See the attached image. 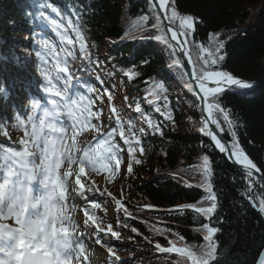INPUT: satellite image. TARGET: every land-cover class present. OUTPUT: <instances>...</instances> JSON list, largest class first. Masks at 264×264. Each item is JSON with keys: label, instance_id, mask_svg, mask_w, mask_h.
<instances>
[{"label": "trees", "instance_id": "trees-1", "mask_svg": "<svg viewBox=\"0 0 264 264\" xmlns=\"http://www.w3.org/2000/svg\"><path fill=\"white\" fill-rule=\"evenodd\" d=\"M4 2L0 5V9L4 7L0 10V51L27 64L33 56L35 11H51L63 26L72 25L73 34L67 36L61 50L78 72L71 78L90 97L96 135L102 139L117 127L115 109L125 134L130 135L127 130L131 125L141 140L135 151L140 163H136L129 161L119 130L110 138L119 145L122 157L118 168H110L106 176L113 196L103 194L84 207L107 229L99 233L102 246L111 252L107 264H191L176 251L161 252L157 244L212 251L209 264H254L264 246V212L256 210L247 198L252 197L259 209L263 201L247 176L199 131L200 106L189 91L187 72L181 64L170 67L177 56L172 55V48L154 39L165 33L151 0ZM173 9L178 18L171 24L179 31V17H193L192 35L183 37L196 71L205 67L203 57L209 51L215 53L223 42L219 54L224 60L210 70L255 82L247 88H226L220 103L229 114L240 147L264 175V0H170L166 15L171 16ZM22 36L29 39L26 46ZM0 64L10 65L3 59ZM128 70L136 73L131 79L125 74ZM159 84L164 85L162 90L154 87ZM176 85L186 94L181 95ZM0 86L2 97L5 85L1 78ZM155 106L161 112H156ZM145 117L161 131L150 128ZM217 119L231 145L228 122L223 114L218 113ZM205 155L217 196V208L211 216L191 207L208 208L212 203L202 187ZM205 224L217 229L210 241L204 239L208 235Z\"/></svg>", "mask_w": 264, "mask_h": 264}, {"label": "snow or ice", "instance_id": "snow-or-ice-1", "mask_svg": "<svg viewBox=\"0 0 264 264\" xmlns=\"http://www.w3.org/2000/svg\"><path fill=\"white\" fill-rule=\"evenodd\" d=\"M153 3L156 0H152ZM159 11L165 13L169 10L170 0H158ZM55 11V8L52 9ZM178 18V13L173 9L171 11V16L165 15L164 19H168L171 25ZM180 31L175 30L171 26H165V34H157L154 39L159 41L161 44L167 45L172 48V55H180L184 53L185 55H191L185 49L181 48L184 41H178L179 36L188 37L192 35L193 30V17L183 16L179 17ZM72 25L69 23V27ZM171 33L170 38L167 37V33ZM77 39H80V33L77 32ZM67 40V37H64ZM172 41H178L177 44H172ZM72 43L71 40L68 41ZM43 47L51 55L55 50L52 45L45 40L43 42ZM81 50H83L84 45L81 43ZM224 44L220 42L219 47L216 48L215 53L209 51L207 56L203 57V64L200 71L193 70V79L198 82V87L203 93L194 92V89L189 86V91L193 92L200 99V110L203 119L202 127L199 131L203 133L204 136L209 137L214 143L215 148L221 153H227L229 158H233L232 162L237 165H242L245 170V175L249 178L251 182V177L253 176V169L257 172L260 170L256 167L253 161L244 154L243 149L240 147L237 133L233 130L232 122L229 120V114L226 109L220 103V94L223 93L226 87L231 85H237L242 88L251 87L241 80L235 79L232 75L227 72L219 70H210L212 66L219 65L221 61L224 60V56L220 55L221 49H223ZM39 55V53H37ZM53 59H57L53 56ZM181 59H173L170 67H175L181 64ZM189 63H194L189 61ZM57 67L61 73L66 71L65 68L59 67V61H57ZM126 75L131 79L135 72L128 70ZM99 79V78H98ZM71 80L69 76L65 80V85ZM211 80L216 86L208 87L206 81ZM102 82V81H101ZM158 90L164 88L163 84L155 85ZM44 90L50 91L47 85L44 86ZM91 91V89H89ZM55 96L60 97L63 101V107L67 110L70 117L75 121L79 120V117L75 115L76 109L74 106L78 105L79 101L72 99L67 95V90L61 92L59 90L55 91ZM100 97H97L99 99ZM159 99V96L156 97ZM167 97H165V100ZM80 101L84 100V97L79 98ZM147 103L153 105V100L148 99ZM53 111H44L43 114L38 118V124L34 121L32 116H29V121H33L31 125V132L26 133V136H30V140H21L20 143L23 145L22 149L17 151L14 148H5L3 150L2 156H0V167L8 169V175L12 177L11 180H5V183L0 184V221L7 220L9 218L15 221V227H10L7 224L0 223V237L5 238L7 241L11 239L12 244H7L0 246V264H17L13 261L12 254H19L20 261L19 264H72L73 253L79 256L80 251L83 249V245L78 241V238L73 237L72 232L75 231V226L70 228L64 222H61L60 228L58 229L64 237L61 245V250L57 252L56 259L52 260L53 250L49 249L47 243H43L37 239V233L35 230H28L26 228L27 216L31 213L25 208L24 211H18L15 207L11 206L10 197L11 194L18 188L23 187L27 190V186L31 185L34 180L43 177L46 181L53 185H56L59 192L63 195V199L66 203V182L69 174L59 172L63 162L67 161V164L77 163L75 153L77 152V147L75 139L71 145L67 144L65 140V134L67 129L65 127H57L55 123H52L49 118H55V110L60 107L56 100L52 101ZM167 107V105H165ZM36 105H33V109ZM136 112H141V107L139 104L136 105ZM114 113L117 116V127L112 128L108 131L104 138L100 139L99 144L93 148H85L83 155L79 157L80 168L85 172V168H90L93 172H98L100 169H108L110 165H113L114 170L118 168L119 163L122 160L120 155L121 149L110 138L113 137L119 130V135L123 140L124 144L128 149L129 161L135 160L136 163H140L139 160L135 159L136 146L140 145L141 140L139 136L134 131V128L130 125L128 128V133L125 134V130L120 127L123 124V120L120 119L119 113L114 109ZM156 112H161L159 106H155ZM206 113V115H205ZM223 114V119L229 124V134L232 137L231 149L226 146L220 137H218L217 132L223 133L224 128L217 119V114ZM147 124L154 131L160 132L161 129L153 124V121L145 117ZM111 122V121H109ZM210 125H214L213 129ZM74 127V125H73ZM140 135L145 133V129L141 127L139 129ZM73 137H75V132H73ZM133 141L135 143H133ZM35 148V151L32 149ZM204 165V176L205 184L202 187L209 194L208 199L212 201L211 206L208 208L195 207V210L205 216H211L217 208V196L213 192L212 185L210 183V177L212 175L211 164L209 157L207 155L203 156ZM13 166L14 170H13ZM129 173L132 172L131 162L128 165ZM76 184L80 185L79 189H74L78 192L81 197L85 196V191L83 190V185H81L80 179L76 180ZM90 191V189H89ZM120 201H117L119 204ZM264 212V202L261 203L260 209ZM70 218V217H69ZM52 228H56V225H51ZM204 228L207 229L208 235L204 237L205 240H211L212 234L217 231L216 228H210L209 225L205 224ZM109 231L111 229L109 228ZM112 236H117L116 232H112ZM157 249L161 252L164 251H176L181 257H186L191 264H209V259L212 257V251L201 252L199 249H189V248H160V245H156ZM214 247V245H210ZM80 250V251H78ZM34 254H38L39 257L44 259L34 258Z\"/></svg>", "mask_w": 264, "mask_h": 264}, {"label": "rangeland", "instance_id": "rangeland-1", "mask_svg": "<svg viewBox=\"0 0 264 264\" xmlns=\"http://www.w3.org/2000/svg\"><path fill=\"white\" fill-rule=\"evenodd\" d=\"M4 1L0 2V5L1 3H5ZM0 10H4V7ZM36 11L35 27L37 32L35 42L33 43L34 54L27 60L29 61V65H34L33 63H35V66L28 68L26 67L27 64L22 65L23 62L20 59L13 66L1 68L2 72L0 75L3 83L8 87L11 86V89L18 84L19 89L17 94H12L6 100L7 108L11 109L13 115L0 109V126L3 128V132L0 133V156H2L5 148H14L19 151L23 147L20 141L30 140V136H26V133L31 132L33 122L30 121L29 123V116H32L37 124L39 122V116H35V113H33L36 110L33 109L32 104L28 103L32 101L29 94H32V98L38 97L40 94L42 103L46 102L51 107L53 100L59 103L60 107L55 110V113L62 120L60 127L67 129L65 140L67 144L71 145L73 139H75L77 147V152L75 153L77 163L68 165L67 161H65L59 169L61 174L63 172L69 174L66 182V203L70 208V220L75 226V231L72 232V235L78 238V241L83 245L82 251L78 250L80 251L79 256L73 253L72 264H107L111 253L101 245L99 233L103 229H101L98 221H95L83 207L88 203H95L103 194L112 193L111 188L106 186L105 182L109 168H112L113 165H110L108 169H100L98 172H93L90 168H85V172L82 168L80 170L78 160L83 155L84 149L96 147L101 138L95 136L96 132L92 125L93 119L90 114V97L84 93V88L74 85L75 80L72 78L65 85V80L69 76L78 73L74 70V67L66 62L60 49L65 42L64 37L73 34V30L69 26H62V22L55 20L49 12L42 11L41 9ZM21 39L25 45L27 41L24 36ZM45 40L55 50L51 55L43 47ZM53 56H56L57 59L54 60ZM57 61H59V67L66 69L64 73L59 71ZM45 85L51 90L46 92L44 90ZM31 89L35 91L31 92ZM176 89L181 95L186 94L180 86L176 85ZM57 90L61 92L67 90L69 97L79 101L78 105L74 106L76 109L75 115L79 117L78 121L69 116L67 110L63 107V101L60 100V97L55 96V91ZM81 96L84 97L83 101L79 100ZM16 100L21 101L19 104H24V107L19 108ZM22 118L28 121V124L23 127ZM73 132H75V137H73ZM32 151H35V148ZM78 171L81 175L78 174ZM7 172L8 169L0 167V184L4 183V173ZM11 179L12 177L8 176V180ZM77 179H80L81 185H83V190L85 191L84 197L79 196L78 192L74 191V189L80 188V185L76 184ZM0 223L15 227V221L11 218L0 221ZM11 242V239L6 241L5 238L0 237V246L5 245V243L10 245Z\"/></svg>", "mask_w": 264, "mask_h": 264}, {"label": "clouds", "instance_id": "clouds-1", "mask_svg": "<svg viewBox=\"0 0 264 264\" xmlns=\"http://www.w3.org/2000/svg\"><path fill=\"white\" fill-rule=\"evenodd\" d=\"M28 103L32 104L31 101ZM34 181L38 184L36 189H33L31 185L27 186V190L18 187L11 194V206L18 211L28 209L31 214L27 216L26 228L35 230L37 239L48 244L49 249L53 250L51 259L55 260L64 240L63 234L58 230L61 222L66 223L70 229L73 227L69 218L70 208L65 204L63 195L56 185L46 181L43 177ZM53 224L56 225V228L51 227ZM11 258L19 264L18 253L12 254ZM34 258L44 259L38 254H34Z\"/></svg>", "mask_w": 264, "mask_h": 264}, {"label": "water", "instance_id": "water-1", "mask_svg": "<svg viewBox=\"0 0 264 264\" xmlns=\"http://www.w3.org/2000/svg\"><path fill=\"white\" fill-rule=\"evenodd\" d=\"M152 2V0H151ZM153 6L155 8V10L157 11L158 15H159V18L163 24V28H165V26H171L173 27L175 30L179 31L174 25H170L169 23V20L168 19H164L166 13L163 12V11H159V2L158 0H156L155 3H153ZM169 38L171 36V33H167L166 34ZM178 41H184V43L181 45V48L185 49L188 53H191L190 49H189V46L188 44L185 42L183 36H179L178 37ZM178 41H172L171 43L172 44H177ZM178 59H181V65L184 67V69L186 70L187 72V75L189 77V81L194 89V92L196 93H200L201 95L203 94L201 92V90L199 89V87L197 86L198 85V82L193 79V70H194V63H189V61H193V57H192V54L191 55H185L183 52L180 53V55H176ZM235 79H238V80H241L243 81L244 83L248 84V85H254L255 82L254 81H247V80H244L242 78H238V77H234ZM206 85L207 86H216L211 80L209 81H206ZM230 87H240V86H237V85H231V86H228L226 88H230ZM194 97L195 99L197 100L199 106H200V99L198 98L197 95L194 94ZM200 114H201V110H200ZM206 115V113H205ZM203 119H202V116H201V123L203 124ZM210 127H212L213 129L215 128L214 125H210ZM217 135L218 137H220L222 139V141L226 144L227 147H229V149H231V145L228 141V139L222 134V133H219L217 132ZM210 139V138H209ZM211 141V140H210ZM212 142V141H211ZM213 143V142H212ZM214 144V143H213ZM215 146V145H214ZM219 151V150H218ZM221 153V152H220ZM225 159L231 163L233 166H235L238 170H240L242 173L245 174V170L243 168L242 165H237L235 163L232 162V159L233 158H229V156L227 155V153H221ZM245 155H247L246 153H244ZM248 156V155H247ZM249 157V156H248ZM250 158V157H249ZM251 159V158H250ZM252 160V159H251ZM254 163V162H253ZM255 164V163H254ZM256 165V164H255ZM256 167L260 170V168L256 165ZM248 178V177H247ZM249 179V178H248ZM253 187L255 188L256 192L259 194V196L261 197V199L263 200L264 202V175L262 173V171L260 170L259 172H257L255 169H253V176L251 177V182H250ZM247 201L254 207L256 208V210L260 211L258 209V207L255 205L252 197H248L247 198ZM254 264H264V246L262 247V249L260 250L258 256H257V259L255 261Z\"/></svg>", "mask_w": 264, "mask_h": 264}, {"label": "bare ground", "instance_id": "bare-ground-1", "mask_svg": "<svg viewBox=\"0 0 264 264\" xmlns=\"http://www.w3.org/2000/svg\"><path fill=\"white\" fill-rule=\"evenodd\" d=\"M36 108H37V110L41 108L40 112H41L42 114H43L44 111H49L46 107L41 106L39 103L36 105ZM49 112H50V111H49ZM51 112H52V111H51ZM49 120H50L52 123H55V124L57 125V127H60L59 124H60L61 119H60L59 117H57V115H55V118L50 117ZM244 153H245V152H244ZM79 168H80V166H79ZM80 170H82V169L80 168ZM78 172H79V171H78ZM78 174L81 175L80 172H79ZM31 186L33 187V189H36V188L38 187V184H37L36 181H33L32 184H31ZM12 243H13V241H12L10 244H12Z\"/></svg>", "mask_w": 264, "mask_h": 264}]
</instances>
